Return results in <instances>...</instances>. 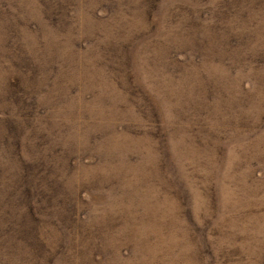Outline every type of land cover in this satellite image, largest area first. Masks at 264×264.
<instances>
[{
	"label": "rangeland",
	"instance_id": "374dc122",
	"mask_svg": "<svg viewBox=\"0 0 264 264\" xmlns=\"http://www.w3.org/2000/svg\"><path fill=\"white\" fill-rule=\"evenodd\" d=\"M0 162L41 264H264V0H0Z\"/></svg>",
	"mask_w": 264,
	"mask_h": 264
},
{
	"label": "trees",
	"instance_id": "16d2710c",
	"mask_svg": "<svg viewBox=\"0 0 264 264\" xmlns=\"http://www.w3.org/2000/svg\"><path fill=\"white\" fill-rule=\"evenodd\" d=\"M11 133L7 130L4 134L1 142L2 148L9 149L17 138ZM0 165H3L2 162ZM2 171L5 173L4 170ZM2 182L0 173V184ZM26 187V182H7L4 187L0 186V264H41L49 252L48 235H44L42 233L43 226H39L41 220L38 217L40 214L38 208L36 206L30 207L28 204L26 206L21 205L24 193L29 191ZM21 209L27 210L29 219H25L27 215H23ZM24 221H31L32 225L34 223V232L15 229ZM35 241L40 242V244H35ZM66 258L67 253L63 259L66 260Z\"/></svg>",
	"mask_w": 264,
	"mask_h": 264
}]
</instances>
